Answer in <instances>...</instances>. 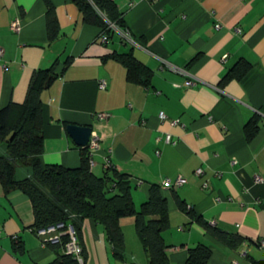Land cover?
<instances>
[{
  "label": "crops",
  "instance_id": "1",
  "mask_svg": "<svg viewBox=\"0 0 264 264\" xmlns=\"http://www.w3.org/2000/svg\"><path fill=\"white\" fill-rule=\"evenodd\" d=\"M113 1L136 46L117 28L102 42L100 29L83 23L70 0H0V108L22 102L31 72L54 64L55 78L40 93L42 165L77 166L83 146L73 143L65 125L89 126L99 137L93 174L102 175L105 160L125 174L136 209L149 185H158L169 219L162 238L170 264H186L187 249L199 243L210 251L205 264H264V0ZM46 2L58 30L50 43ZM13 19L16 32L9 29ZM128 51L150 70L149 85L127 82L123 66L110 58ZM241 58L249 63L245 74L219 85ZM101 112L107 117L98 119ZM254 116L256 133L246 140L242 128ZM165 134L173 144L164 142ZM5 152L0 143V156ZM197 168L201 175L194 174ZM13 173L21 180L31 169L16 165ZM178 176L181 185L159 186ZM174 195L209 226L242 242L225 246L179 210ZM32 222L28 197L17 190L4 195L0 187V264H52L61 253L40 244ZM118 223L121 261L100 224L79 222L83 264H148L132 217Z\"/></svg>",
  "mask_w": 264,
  "mask_h": 264
},
{
  "label": "trees",
  "instance_id": "2",
  "mask_svg": "<svg viewBox=\"0 0 264 264\" xmlns=\"http://www.w3.org/2000/svg\"><path fill=\"white\" fill-rule=\"evenodd\" d=\"M70 1L78 8L81 21L98 27L106 40L111 38L114 28H125L113 0ZM46 5V36L50 43L56 39L58 30L50 13L51 7L47 2ZM110 58L123 66L127 82L143 87L149 85L150 70L139 63L130 51L112 53ZM68 63L69 59L66 58L64 65ZM53 68L54 64L32 71L23 101L9 102L0 108V143L6 145L5 154L0 156L2 193L6 195L17 190L28 197L33 217L32 229L59 221L70 222L79 240V222L82 219L89 218L100 224L111 245L113 257L119 261L123 259L124 245L118 220L132 217L133 230L148 264H170L162 238V232L169 226L167 206L157 184L149 185L146 199L136 209L129 192V178L112 167L103 169L101 176L93 174L88 165L85 146L79 164L75 167L40 163L38 157L43 150L40 93L54 80ZM248 68L247 61L242 58L237 60L221 77L219 85L230 79H240ZM257 121L254 116L243 125L246 140L256 133ZM16 165L28 166L31 174L16 180L13 173ZM173 197L179 210L184 211L189 219L199 222L225 246L234 248L242 242L239 235L223 233L209 226L191 210H187L181 199L176 195ZM62 239L66 240L65 237ZM49 246L59 250L58 245ZM209 255L208 247L199 243L187 249L185 263L205 264ZM52 264L78 263L72 256L60 253Z\"/></svg>",
  "mask_w": 264,
  "mask_h": 264
},
{
  "label": "built area",
  "instance_id": "3",
  "mask_svg": "<svg viewBox=\"0 0 264 264\" xmlns=\"http://www.w3.org/2000/svg\"><path fill=\"white\" fill-rule=\"evenodd\" d=\"M9 29L14 31V32L18 31V29H19L18 19H13L9 23ZM117 30L119 31V34H120L121 38L123 39V41L128 42L129 44L134 45V46L137 45L135 39L132 37V35L125 28H123V29L117 28ZM100 40L102 42L106 41L105 36L103 34H101ZM168 69H170L174 72H178V73L182 72L180 69H177V68L172 67V66H168ZM193 83H194L193 81H187L186 82L187 85H191ZM98 86H99V88H104V81L103 80L99 81ZM96 117L98 119H104L107 117V114L102 113V112L97 113ZM163 117H164V115L162 113H158V118L160 120ZM175 122H177V121L175 120L173 123H175ZM155 140L157 141V138ZM163 140L165 143H170V144L174 143V141L171 140V137L168 134L164 135ZM98 141H99L98 135L93 133V132H90L89 139H88L87 143L85 144V150H84L87 157H88L89 167L93 164L91 156L98 148ZM156 153H157V151H156ZM110 167H111L110 163L107 160H105V162L103 163V169L110 168ZM194 174L195 175H201L202 169L201 168L195 169ZM255 180H257V178H255ZM183 182H184V179H182L181 177L178 176L173 181H169V179L161 180L159 183V186L163 187V188H171V187L179 186ZM135 184L140 185L141 182L139 180H137V181H135ZM32 232L39 239V242L42 246L58 245L61 253L72 256L78 264H82V262H83L82 247H81V244L77 238L75 229L70 222L59 221V222L51 223V224H48L45 226H40V227L34 228V229H32ZM63 237L66 238L65 241H63V239H62ZM13 239H15V237H13ZM259 244L261 246H264V240H261L259 242Z\"/></svg>",
  "mask_w": 264,
  "mask_h": 264
},
{
  "label": "water",
  "instance_id": "4",
  "mask_svg": "<svg viewBox=\"0 0 264 264\" xmlns=\"http://www.w3.org/2000/svg\"><path fill=\"white\" fill-rule=\"evenodd\" d=\"M65 130L73 143L77 146H85L91 132L89 126H81L75 124L65 125Z\"/></svg>",
  "mask_w": 264,
  "mask_h": 264
}]
</instances>
